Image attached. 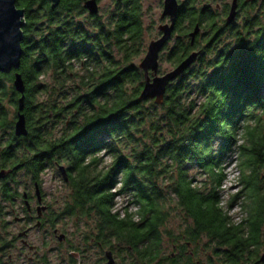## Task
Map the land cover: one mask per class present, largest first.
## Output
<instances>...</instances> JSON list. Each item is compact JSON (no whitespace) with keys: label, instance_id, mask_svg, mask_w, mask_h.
<instances>
[{"label":"trees","instance_id":"1","mask_svg":"<svg viewBox=\"0 0 264 264\" xmlns=\"http://www.w3.org/2000/svg\"><path fill=\"white\" fill-rule=\"evenodd\" d=\"M16 5L25 9L17 70L25 84L28 132L14 134L19 98L14 70L0 71V135H5L0 168L7 170L1 199L20 195L18 170L40 185L47 167L64 164L71 190L63 212L95 216V234L105 243L113 237L134 248L143 240L151 261L170 211L179 210L183 226L172 237L210 247L211 264H264L258 255L264 244V122L256 115L264 110V0L244 4L255 11L246 12L236 28L218 24L209 7L184 0L167 57L176 65L193 50L199 54L168 83L160 104L138 100L143 73L134 59L144 47L141 0H114L105 19L89 15L90 27L75 18L84 11L82 0H59L54 7L49 0H16ZM196 23L206 31L199 30L190 44ZM225 31L232 40L220 41ZM48 73L52 82L43 79ZM70 79L77 80L68 86ZM64 116L55 135L54 124ZM245 120L254 125H243ZM101 151L111 161L96 169ZM233 152L242 188L224 209V166ZM192 169L207 181L196 182ZM124 192L136 209L120 216L112 212L113 198ZM243 192L250 200L247 214L234 221L228 209ZM182 262L171 264H194Z\"/></svg>","mask_w":264,"mask_h":264},{"label":"rangeland","instance_id":"2","mask_svg":"<svg viewBox=\"0 0 264 264\" xmlns=\"http://www.w3.org/2000/svg\"><path fill=\"white\" fill-rule=\"evenodd\" d=\"M182 1V0H181ZM142 2V20H143V26H144V35H143V52L134 59V63L136 66H138V63L143 58L148 43L159 37V30L158 25L164 22H168L167 18H160V14L163 9V0H141ZM231 0H195L196 6L201 5H209L211 8L217 7V5L223 6L224 4H229ZM256 6V3H255ZM254 6V7H255ZM114 8L113 0H99V10L97 15L100 16V19L103 20L106 17H108L111 13V11ZM254 9L251 7L249 8H243L241 11H239V14L235 17L232 23H234L235 28L239 26L242 22L243 17L246 15L247 12L248 16L254 14ZM75 18L79 21H81L84 26L90 27L89 22L92 21V17H89L88 12H82L81 15L75 16ZM218 24L222 25L224 24L225 17L223 14H218ZM206 29L205 27H202L200 30V33H205ZM175 35L171 36L168 42L163 46V48L160 50L158 54V70L157 74L162 75L169 70H171L175 64L172 62V60L168 59L167 52L168 47H171L174 41ZM202 37L199 38L198 41V47L203 45ZM232 40V34L230 32L225 31V34L222 35V38L220 41L227 42L228 40ZM221 43V42H219ZM74 70H77V67H75ZM79 74L81 71H79ZM43 79L47 82H52V78L50 73L45 75ZM75 81L77 79H74ZM73 79L69 80V85L71 86L74 81ZM70 93V90L68 91ZM192 97L194 96L191 95ZM153 100V99H151ZM256 115L260 116L264 122V110L263 111H256ZM66 116H64L62 119L56 120L53 131L55 135H58L60 131L63 128V123L65 121ZM243 125L248 124L249 126L254 125L252 120H245V122L242 123ZM243 129L241 130V132ZM243 136V135H242ZM5 135H0V149L4 143ZM243 141V137H241L238 140V143H241ZM231 157L228 159V161L225 163L224 166V172L226 174V177L222 183V191H221V205L225 209L226 208V201L228 198L235 194L237 191H239L242 188V183L239 181V170H238V156L235 155V153H230ZM98 156V165L96 169H100L103 167H106L110 161H111V155L107 152H99L97 154ZM2 169V168H0ZM264 170V167H263ZM190 174H194L196 182H203L207 181L206 176L204 174H200L196 171V169H192L190 171ZM15 181H17V190L21 192L22 190L30 191L31 194L34 193L33 185L31 182H29V175L25 173L24 170L20 169L17 172H15ZM41 188L44 193V196L46 198L47 203L50 205V209L52 212L58 213L61 211V209L65 206V203L69 200V193H70V187L66 184V182L62 179L61 174L59 173L57 169V165H50L47 167L41 174ZM118 184L115 186L117 189ZM250 200L245 196L244 192L242 195L233 203V205L228 209L229 214L233 218L234 221H239L242 217L246 216V212L248 210ZM8 208L9 205L7 204ZM7 208V209H8ZM136 209L135 204L131 202V195L129 192H124L119 195H115L113 198V206H112V212H118L120 216H124L125 212H134ZM16 214L20 215L21 211L20 209H16ZM137 215H135L136 217ZM6 219H13V215H9L5 217ZM96 220L95 216L92 217H84V216H75V215H65L60 222L58 223L57 227L66 234L67 241L65 242V245L69 244L68 247V253L64 254V257L61 258L57 255L56 248H53L54 243H49V240L47 239L49 237V234L41 231L33 230V234L36 235L35 241H40L41 238H44V243L42 248L40 249V254H43L44 261L51 264H78V260L74 259V262H72L71 259V252L72 250H79L84 251V236L89 235H95V225L94 222ZM14 228H18L20 225L13 223ZM183 226V215L182 212L179 210H172L170 211V214L168 216V220L165 223V225L161 228L162 231V237H163V246L164 249L169 252L171 249L170 244L167 245V242L169 243L172 239V236L177 234L178 231ZM172 233V234H171ZM263 239H264V228H263ZM54 241H56L54 239ZM202 243V242H201ZM48 244V245H47ZM52 245V246H51ZM88 248H86V251L84 252L87 256L86 262L91 263V261L94 259L95 256H98V247L93 246L92 243H86ZM201 245V244H200ZM199 245V246H200ZM82 247V248H81ZM201 248V246H200ZM203 253L198 257L201 261V264H204L205 255H211L210 247L203 246ZM207 253V254H205ZM264 253V244L260 247L258 255H262ZM40 256V255H39ZM214 260V259H213ZM22 264V263H21ZM41 264V263H37Z\"/></svg>","mask_w":264,"mask_h":264},{"label":"flooded vegetation","instance_id":"3","mask_svg":"<svg viewBox=\"0 0 264 264\" xmlns=\"http://www.w3.org/2000/svg\"><path fill=\"white\" fill-rule=\"evenodd\" d=\"M83 1L84 0H82V7ZM183 1L184 0H177L179 6ZM97 3L99 10V0H97ZM251 3L255 4L256 0H237L236 16L239 14V11L245 8L244 4L247 5ZM230 4L231 2L229 4H224L223 6L217 5L215 8H211L208 4L201 5L200 7H209L214 13L223 14L226 18ZM16 7L18 6L16 5ZM83 10V12H88L84 7ZM89 15L95 14L89 13ZM162 18L168 19L167 16ZM3 170L5 173L4 176L0 177V182L1 179L5 178L7 173L6 169ZM29 180L33 185V194H31L30 191L22 190L19 192L20 195H17L14 199L9 201H3L0 197V264H51L44 261L43 254H40L44 238H41L40 241H35L36 235L33 234V230H36L37 232L43 230L49 234L47 239L49 240V243H54V246H51L58 249L57 255L61 258L64 257L65 253H68L69 244L65 245L67 236L57 227L60 220L67 214L63 212V208L58 213L52 212L42 191L41 184L39 185L37 181H34L30 175ZM36 183L38 185L39 196L36 191ZM24 192L26 193V196H23ZM7 204L10 208H8ZM16 209H20V215L16 214ZM6 215H13V219H6ZM13 223L20 226L15 229ZM104 238L105 237L102 235L97 234L84 236V251L72 250L70 260L74 262V259H77L79 262L78 264H88V262H86L87 256L84 252L86 251V248L89 247L86 243H89V245L92 243L93 246L98 247L99 251L98 256H95L89 264H171L173 261H183L182 263L193 261L194 264H201L198 257L203 253L202 246L201 248L199 247L200 249L196 248L189 241L180 239L177 236L172 237L169 243L167 242V245L170 244L171 246L169 252L164 249L165 247L163 246L162 241L163 237H161L160 251L151 261L148 259V253L144 251L146 245L143 240L138 241L133 248V245L117 241L113 237H111L109 243H105ZM54 239L56 241H54ZM139 249H141V251H139ZM108 251L110 252L109 256L107 255ZM210 260L211 255H205L204 264H211Z\"/></svg>","mask_w":264,"mask_h":264},{"label":"water","instance_id":"4","mask_svg":"<svg viewBox=\"0 0 264 264\" xmlns=\"http://www.w3.org/2000/svg\"><path fill=\"white\" fill-rule=\"evenodd\" d=\"M52 7L56 6L59 0H49ZM250 1V0H245ZM177 0H164L161 18L167 16L168 22L158 25L160 36L151 40L146 52L138 63V68L143 73V86L139 93L138 100L153 99L156 104L163 101L166 86L177 76L183 73L197 58L199 50L191 51L179 63L168 72L158 75V54L163 46L168 42L173 34L175 22L178 14ZM83 7L90 13H98L97 0H84ZM237 0H232L224 24L229 25L236 16ZM25 24L24 9L16 7L15 0H0V71L8 72L14 70L13 87L19 93L17 118L14 122L13 131L16 136L26 135L25 115L22 112L24 107L25 84L20 72L17 70L20 65L22 55V27ZM200 30V25L196 23L188 33L190 44H193L196 34ZM57 169L64 181L68 180L67 170L64 164H57ZM5 171L0 170V177L4 176ZM39 196L38 185L35 184ZM26 196V193H23ZM27 202V201H26ZM110 252H107L109 256ZM264 261V253L261 255Z\"/></svg>","mask_w":264,"mask_h":264}]
</instances>
